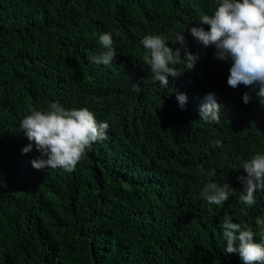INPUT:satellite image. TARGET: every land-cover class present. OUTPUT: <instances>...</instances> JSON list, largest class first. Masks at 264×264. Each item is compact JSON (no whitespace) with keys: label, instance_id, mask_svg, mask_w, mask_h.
<instances>
[{"label":"trees","instance_id":"1","mask_svg":"<svg viewBox=\"0 0 264 264\" xmlns=\"http://www.w3.org/2000/svg\"><path fill=\"white\" fill-rule=\"evenodd\" d=\"M218 0H0V264H242L227 255L225 218L264 241V190L245 205L243 164L264 154V106L244 104V85L227 78L231 61L190 34ZM111 33L116 57L90 63ZM199 56L175 67L167 87L133 84L150 75L141 41L182 33ZM171 66V65H170ZM222 105L220 121L200 119L208 93ZM177 94H186L180 106ZM52 102L88 108L107 122L71 173L37 170L41 153L20 125ZM221 141L220 146L215 141ZM32 145L28 153L22 149ZM215 170L214 177L206 172ZM209 180L235 195L221 205L201 197Z\"/></svg>","mask_w":264,"mask_h":264},{"label":"clouds","instance_id":"2","mask_svg":"<svg viewBox=\"0 0 264 264\" xmlns=\"http://www.w3.org/2000/svg\"><path fill=\"white\" fill-rule=\"evenodd\" d=\"M197 25H208L209 29L191 27V36L205 47L214 46L216 59L231 61L228 86L235 89L244 85L249 89L243 94L244 104L255 99L264 106V0H218L214 13L203 15ZM98 43L104 51L91 56L90 63L111 65L116 57L112 34H101ZM141 43L146 50L143 61L149 66L150 75L133 84V90L137 92L141 90V84L159 82L167 87L169 76L175 78L182 74L173 66L184 64L190 71L199 60L198 55L188 50L183 32L175 36L174 43L180 45L175 49L168 46L163 35H146ZM187 99L186 94H177L182 108ZM221 108L216 94L208 93L199 108L200 119L205 122L220 121ZM20 127L41 153L31 162L35 169H62L71 173L93 143L108 138L109 124L97 122L95 114L86 107L66 109L61 103L52 102L46 110L32 109L22 119ZM214 143L220 146L221 141ZM31 147L29 144L22 152L28 153ZM242 169L246 175L238 177L243 185L239 199L251 207L257 203V190H264V154L255 153L244 162ZM206 176L214 177L215 170L206 172ZM233 195L235 189L229 183L212 180L204 183L201 191V197L215 205H221ZM255 223L264 228V218L258 217ZM221 228L227 255L238 254L242 264H264V241L256 242L250 228L244 229L227 217Z\"/></svg>","mask_w":264,"mask_h":264}]
</instances>
